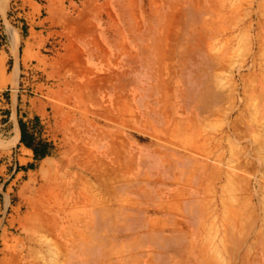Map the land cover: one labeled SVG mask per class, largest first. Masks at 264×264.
Segmentation results:
<instances>
[{
  "label": "rangeland",
  "instance_id": "374dc122",
  "mask_svg": "<svg viewBox=\"0 0 264 264\" xmlns=\"http://www.w3.org/2000/svg\"><path fill=\"white\" fill-rule=\"evenodd\" d=\"M26 15L58 22L18 72ZM0 17L18 78L0 97L44 101L35 143L53 145L45 169L0 173V264H264V0H0Z\"/></svg>",
  "mask_w": 264,
  "mask_h": 264
},
{
  "label": "crops",
  "instance_id": "0c3cea01",
  "mask_svg": "<svg viewBox=\"0 0 264 264\" xmlns=\"http://www.w3.org/2000/svg\"><path fill=\"white\" fill-rule=\"evenodd\" d=\"M0 18L4 20L3 17ZM23 18L24 20L20 21L19 28L21 31V44L18 72L21 71L22 66L30 65L34 61L47 60L45 57L47 58L48 56L44 55L43 51L48 45V35L52 32L51 28L58 22V19L51 15L48 18L42 19L37 18V16L29 17L28 15ZM33 18L35 19L33 20ZM85 20V16H80L79 19L74 21V24L77 26L74 34L76 43H78V46H75V50H79L80 65L86 64L85 57L82 56L83 45L88 40L89 42H93V40L87 39ZM96 40L97 35H95ZM9 64L13 67L12 72L10 71L11 73L7 69ZM15 64L16 59L13 53L0 49V91L7 90L13 83H16V80L18 81ZM11 74L13 75L12 77ZM21 97V99L14 97L12 93L6 94V99L5 96L0 97V131L2 132L0 133V137L7 142L17 139L9 148L0 149V173L4 175L8 173L5 182L9 180H12V182L16 181L19 176L32 171L28 168L29 166H37L38 164H43L45 160L51 159V156H48L41 161H35L34 151L28 148L22 141L21 123H23L27 134L32 135L35 140H39L40 126L44 124V101L35 97ZM65 175L67 177L72 176L67 173Z\"/></svg>",
  "mask_w": 264,
  "mask_h": 264
},
{
  "label": "trees",
  "instance_id": "16d2710c",
  "mask_svg": "<svg viewBox=\"0 0 264 264\" xmlns=\"http://www.w3.org/2000/svg\"><path fill=\"white\" fill-rule=\"evenodd\" d=\"M21 126L23 133L22 141L26 144L28 148L34 151L35 161H41L44 158L52 155L53 145L47 144L46 142L43 141H40L39 143H35V139L33 138V136L26 133L23 123H21Z\"/></svg>",
  "mask_w": 264,
  "mask_h": 264
},
{
  "label": "bare ground",
  "instance_id": "6f19581e",
  "mask_svg": "<svg viewBox=\"0 0 264 264\" xmlns=\"http://www.w3.org/2000/svg\"><path fill=\"white\" fill-rule=\"evenodd\" d=\"M15 140H17V139H15ZM49 161V160H48ZM48 165V162H45L44 164H43V168L45 169V167ZM43 169V170H44ZM32 239V238H31Z\"/></svg>",
  "mask_w": 264,
  "mask_h": 264
}]
</instances>
